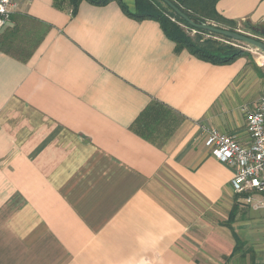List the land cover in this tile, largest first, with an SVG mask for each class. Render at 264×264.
<instances>
[{"label":"crops","instance_id":"obj_1","mask_svg":"<svg viewBox=\"0 0 264 264\" xmlns=\"http://www.w3.org/2000/svg\"><path fill=\"white\" fill-rule=\"evenodd\" d=\"M15 1L0 30H18L0 49V264H264L249 210L225 224L232 172L205 144L209 130L250 142L243 109L264 85L247 60L176 53L157 22L115 1L74 15ZM215 11L264 31V0ZM154 104L161 114L137 127Z\"/></svg>","mask_w":264,"mask_h":264},{"label":"trees","instance_id":"obj_2","mask_svg":"<svg viewBox=\"0 0 264 264\" xmlns=\"http://www.w3.org/2000/svg\"><path fill=\"white\" fill-rule=\"evenodd\" d=\"M88 1L95 5H105L108 2L115 1L118 3L122 12L127 16L137 19L144 20L149 19L157 22L160 26L163 34L175 45V52L180 53L186 51L194 58L217 66L230 65L240 58L247 60L248 66L251 67L259 78L262 79V73L257 65L252 61L250 54L240 48H235L230 44H225L224 42H229L233 44L231 39L221 37L218 35L210 34L205 31L195 29L189 24L180 19L173 11L167 7L161 0H134V10L131 13L122 0H53L52 6L58 11L71 10L74 15L81 2ZM176 8H178L183 14H185L193 23L203 24L202 21L210 20L217 23L221 27L227 29V31L235 32L237 29V23L234 21H229L222 16H220L215 11V5L219 0H168ZM203 5L205 7L204 12H198L196 7ZM12 22L15 21V17L12 15L10 17ZM181 26L193 30L196 35L191 37L188 35ZM18 30L5 31L3 35L0 36V49L10 52L13 50L11 44H8L9 39H13L14 35ZM251 32L254 35L259 33L256 28H251ZM209 36L208 38H203L202 35ZM215 38L221 39V41ZM223 42V43H222ZM16 54V49L14 51ZM17 53L22 54L19 59L26 60L30 57V52L23 55L22 49L19 48ZM14 54V55H15ZM18 58V55H15ZM162 107L158 104H154L148 107L145 112L137 120V127L145 120L150 118L152 112L161 114ZM143 138L149 140L146 135L141 134ZM239 197L235 195L233 206L229 211L227 226H231L234 222L237 210L241 203L238 201ZM245 244L241 242L238 238L235 239V247L233 254L240 252L242 255L246 253L244 249ZM244 252V253H242Z\"/></svg>","mask_w":264,"mask_h":264},{"label":"built area","instance_id":"obj_3","mask_svg":"<svg viewBox=\"0 0 264 264\" xmlns=\"http://www.w3.org/2000/svg\"><path fill=\"white\" fill-rule=\"evenodd\" d=\"M16 10L15 0H0V30ZM243 113L249 143L209 130L205 144L213 158L231 170L230 187L238 201L258 211L264 209V96L253 109H243Z\"/></svg>","mask_w":264,"mask_h":264},{"label":"rangeland","instance_id":"obj_4","mask_svg":"<svg viewBox=\"0 0 264 264\" xmlns=\"http://www.w3.org/2000/svg\"><path fill=\"white\" fill-rule=\"evenodd\" d=\"M196 9H197L198 12H204L205 11V7L203 5L196 7ZM202 22H203V24H207V25L215 26V27L220 28V29L227 30V29L221 27L220 25H217V23H215L214 21L204 20ZM181 28H183L184 31L188 35H190L191 37L196 35L195 31L190 30V29L186 28L185 26H181ZM251 28H256V31L259 34L258 35H254L251 32ZM261 30L262 29H260L258 27H255V26H252L248 22H240V23H237V29H236L235 33H238V34H241V35H244V36H248L250 38H253V39L257 40V41H260V42L264 43V32L262 33ZM202 37L203 38H208L209 36L203 34ZM215 39L221 41V39H219V38H215ZM232 42H233V44H231L229 42H224V43L225 44H230V45H232L235 48H240V49L248 52L250 54L251 58H252V61L258 67L261 68V70H262V80H261L260 83L263 86L264 85V54L260 50H258L257 48L252 47L250 45H247V44H244V43H240V42H235V41H232ZM260 94L261 95H259V99H260V97L264 96L263 91ZM240 206H242L244 208L240 207L239 211H243V209H248L249 211H248L247 215L251 216V220H252L251 225H253V227H251V232L253 234H256V238H255L254 241H252L251 245L254 248H256L257 251L263 250L264 249V239H263V237H261V235H258V234H263L264 233V228H261L259 226V222H258L260 219H263V216L260 213H258V212L263 211V210L253 211L248 206H245V205H242V204ZM250 211H253V213H250ZM239 213L241 214L242 212H239ZM250 247L251 246L249 244H246V246H244V249L250 248ZM236 256H239V255H236ZM232 262L235 263V264H248V262L242 261L238 257L237 258L235 257Z\"/></svg>","mask_w":264,"mask_h":264},{"label":"water","instance_id":"obj_5","mask_svg":"<svg viewBox=\"0 0 264 264\" xmlns=\"http://www.w3.org/2000/svg\"><path fill=\"white\" fill-rule=\"evenodd\" d=\"M167 7H169L175 15H177L180 19H182L184 22L189 24L191 27L195 29H199L202 31H205L210 34L218 35L221 37H225L228 39H231L235 42L244 43L247 45H250L252 47L257 48L264 54V43L257 41L253 38H250L248 36H244L235 32H230L224 29L217 28L215 26L207 25V24H195L193 21H191L185 14H183L178 8H176L172 3H170L168 0H161ZM263 33L264 31L261 30Z\"/></svg>","mask_w":264,"mask_h":264}]
</instances>
